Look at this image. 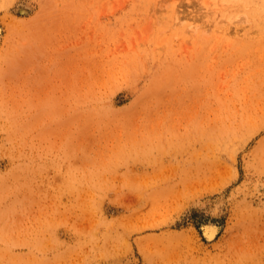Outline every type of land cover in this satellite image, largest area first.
Listing matches in <instances>:
<instances>
[{"label":"rangeland","instance_id":"obj_1","mask_svg":"<svg viewBox=\"0 0 264 264\" xmlns=\"http://www.w3.org/2000/svg\"><path fill=\"white\" fill-rule=\"evenodd\" d=\"M0 26V264H264V0H0Z\"/></svg>","mask_w":264,"mask_h":264},{"label":"bare ground","instance_id":"obj_2","mask_svg":"<svg viewBox=\"0 0 264 264\" xmlns=\"http://www.w3.org/2000/svg\"><path fill=\"white\" fill-rule=\"evenodd\" d=\"M18 3V2H17ZM16 3V4H17ZM31 5V4H30ZM16 6V5H15ZM30 7L28 4L26 3H23V2H19L18 5H17V8H16V12H19L20 14L22 13H28L30 12ZM13 11V10H12ZM15 11V10H14ZM2 34V27L0 26V35ZM54 97V96H53ZM52 97V98H53ZM54 99H56L54 97ZM58 110V109H57ZM218 227L214 224V223H210V222H207V223H203L202 226H201V231H202V234L203 236L205 237L206 240L210 241L212 239H214L218 233ZM182 236V235H181ZM189 237V236H188ZM179 238H180V234H179ZM191 238V237H190ZM182 241V240H181ZM195 241V240H194ZM213 241V240H212ZM183 242V241H182ZM186 242V241H185ZM225 245V244H223ZM229 245V244H228ZM233 245V244H232ZM231 246V245H230ZM221 249V248H220ZM234 249V248H233ZM232 250V249H231ZM220 251V250H219ZM224 251V250H223ZM227 251V250H226ZM225 253V251H224ZM231 253V252H230ZM228 255V254H227ZM226 255V256H227ZM232 255V254H231ZM230 257V256H229ZM200 259V258H199ZM234 261V260H233ZM230 263V262H229Z\"/></svg>","mask_w":264,"mask_h":264}]
</instances>
